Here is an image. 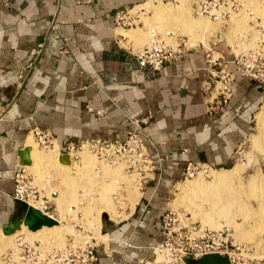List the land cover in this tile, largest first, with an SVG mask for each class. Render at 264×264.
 Instances as JSON below:
<instances>
[{
    "label": "crops",
    "instance_id": "obj_1",
    "mask_svg": "<svg viewBox=\"0 0 264 264\" xmlns=\"http://www.w3.org/2000/svg\"><path fill=\"white\" fill-rule=\"evenodd\" d=\"M137 1L0 0V231L23 212V203L11 196L12 171L25 164L34 125L51 133L50 148L58 152L67 141L122 140L132 118L149 114L141 137L151 169L124 217L104 227L92 264H138L150 257L161 239L168 192L186 180L178 181L185 160L229 167L254 135L264 80L228 63L234 71L231 93L208 111L205 86L220 64L209 65L206 48L199 46L178 48L158 70L138 66L133 49L147 38H133L136 28L119 31L113 25L115 10ZM212 44L211 53L230 61L225 38Z\"/></svg>",
    "mask_w": 264,
    "mask_h": 264
},
{
    "label": "rangeland",
    "instance_id": "obj_2",
    "mask_svg": "<svg viewBox=\"0 0 264 264\" xmlns=\"http://www.w3.org/2000/svg\"><path fill=\"white\" fill-rule=\"evenodd\" d=\"M159 1L160 3H156V1L149 0L143 4L148 12L143 14L139 12L141 23L136 22L127 25L124 27L125 30L139 29L140 38H147V29L153 25L166 39L167 31H173L174 38L178 35L183 36L186 45L179 47H201L203 45L207 48L213 45V41L223 37L228 44L235 46V48H237L236 45L238 46L235 51L239 49L240 43L235 39L237 32L248 28L245 13L232 14L225 21H214L194 15L184 0H181L180 4L165 0ZM251 3L255 4L256 13L264 19V2L252 0ZM154 5L169 6L172 8V12L158 15L153 9ZM139 7L136 6L132 12ZM173 11L177 14H172ZM182 16L190 23V27L184 26ZM191 25H194L193 29ZM118 29L119 31L124 30ZM251 44L252 40L248 42L247 46ZM212 54L214 56L217 52ZM260 111L256 113L254 135L260 133L256 126ZM261 130L263 133L257 144L253 143L252 136L239 148L238 160L234 164H240L241 170L240 173L233 176L230 182L224 185H216L213 175L216 171L231 170L234 164L225 168L211 165L213 168L208 171L207 175L198 171L199 168L197 167L198 169H195L197 172L191 177L186 180L183 178L178 180L179 182L185 181L178 186L177 190L175 189L177 182H175L168 192V207L210 228H229L230 233L235 239L237 238V241L241 240L253 245V253L256 255H261L264 252V230L263 227L255 225L264 222V125ZM30 139L36 153L47 155L51 152V148L45 149L37 146L32 136ZM77 154L78 159H69V162L61 161L58 152L53 159L54 163H49L43 159L36 161L33 157L29 158L31 163L24 166L32 174L34 181L43 186L46 195L50 198L48 212L56 216L54 218H56L57 223L54 224L57 227L54 231L42 229L36 234H31L29 228H25L26 225L23 223L18 230L13 232L1 230L0 252L12 244L14 236L20 232L29 239L41 238L55 246L63 245L67 241L68 235L66 236V233H72L73 228L76 231L77 227L73 225V222L80 224L84 231L86 228H90L96 243H98L106 237V235L102 237V233L108 221L124 217L128 210L126 207L132 204L135 199L142 178H146L148 175L146 166L139 170L140 174L132 170L131 167L126 170L124 168L127 165L125 160L119 159L108 162L97 157L85 145L79 148ZM88 161L91 163H87ZM256 173L260 174L262 180L258 184H250V176ZM196 183H199V186ZM186 184L194 185V188L183 191ZM51 191L54 193L50 194ZM78 201H82L79 204V214L68 212V204L75 203L78 205ZM72 219H76V221H72ZM247 234L251 236L245 237Z\"/></svg>",
    "mask_w": 264,
    "mask_h": 264
},
{
    "label": "built area",
    "instance_id": "obj_3",
    "mask_svg": "<svg viewBox=\"0 0 264 264\" xmlns=\"http://www.w3.org/2000/svg\"><path fill=\"white\" fill-rule=\"evenodd\" d=\"M73 1L87 3L90 0ZM165 1L179 3V0ZM184 2L190 6L193 14L212 20H225L231 14L241 12L247 16V30L237 32L235 39L240 43L239 49L234 51L228 44L232 50L230 61L221 59L222 56L219 54L213 56L209 47L205 49L209 65L220 64L218 69L211 70L213 83L205 86L208 91L206 108L208 111L213 112L229 97L234 71L253 80H264V21L256 13L255 4H252L251 0H184ZM131 6L115 10L113 14V25L115 27L121 26L124 28L136 22L141 23L139 12L143 14L147 13L148 10L140 6L138 10L130 12ZM147 30L146 41L134 48L133 53L138 66L158 70L166 60L174 56L180 45L184 46L183 36L178 35L177 42L173 44L166 40L156 30L155 26L150 25ZM166 34L170 35L171 32L167 31ZM250 40H252V44L247 46ZM228 63H233L234 71L229 69ZM22 76L23 73L18 74L19 78H22ZM3 112L4 108L2 107L0 109V120L3 117ZM148 117L149 114H145L132 118L130 120L131 127L122 140L97 139L78 143L67 141L58 150V153H65L69 159L77 160V151L85 145L97 157L108 162L119 159L125 160L127 165L124 168L126 170L131 167L132 170L140 174L139 170L146 166L148 172L152 166V159L141 137L142 125ZM30 132L37 146L41 148L52 146L53 136L48 130L34 125ZM210 167L211 165L203 161L186 159L181 178L191 177L197 172V170L195 171L196 168L202 174L207 175V170ZM145 179L142 178V181ZM12 180L11 196L14 199L31 205L35 203L37 205L35 207L42 212L51 217H56L48 212L50 199L44 193L43 186L34 181L32 174L24 165H17L13 169ZM53 193L54 191H51L50 194ZM81 203L82 201H78V205L75 203L68 204V212L79 214V204ZM74 220L76 221V219H72V221ZM73 225L77 227L76 231L73 228L72 233H66V236L68 235L67 241L60 246L48 243L45 239H29L24 233H17L12 244L0 252V264H92L96 258L94 252L97 244L96 239L90 228H86L85 233L80 224L73 222ZM160 227L161 239L152 246V255L150 257H140L138 264H191L185 259L194 260L211 252L225 255L229 264H264V252L261 255L254 254L253 245L241 240H234L229 228L201 226L199 222L190 219L185 214L177 213L171 207H167L161 214Z\"/></svg>",
    "mask_w": 264,
    "mask_h": 264
},
{
    "label": "bare ground",
    "instance_id": "obj_4",
    "mask_svg": "<svg viewBox=\"0 0 264 264\" xmlns=\"http://www.w3.org/2000/svg\"><path fill=\"white\" fill-rule=\"evenodd\" d=\"M147 1H149V0H145L143 3H141L140 5H138V6H143V4H146V2ZM151 1V0H150ZM252 1V0H251ZM260 2H264V0H260ZM156 3H160V1L159 0H157L156 1ZM161 3H163V2H161ZM167 3V2H166ZM181 3V0H179V3H177V4H180ZM144 7V6H143ZM145 8V7H144ZM135 9V7H132V8H130L129 9V11L130 12H132L133 10ZM145 9H147V8H145ZM153 9H154V11L158 14V15H160V14H169V13H171L172 12V8H170L169 6H163V7H161V6H153ZM138 10V9H137ZM174 12V11H173ZM176 12H178V10H176ZM176 12H174V13H172V14H177ZM180 13V12H179ZM195 15V14H194ZM232 15V14H231ZM230 15V16H231ZM139 16H140V13H139ZM196 16H199V17H203V18H206V17H204V16H200V15H196ZM229 16V17H230ZM228 17V18H229ZM141 18V17H140ZM227 18V19H228ZM206 19H208V18H206ZM208 20H212V19H208ZM226 20V19H225ZM225 20H221V21H225ZM214 21H218V20H214ZM182 22L183 23H185V27L186 26H188V27H190V23L189 22H187V20L186 19H184V17L182 16ZM192 26V29H193V26L194 25H191ZM118 28H122V29H125V28H123V27H119V26H117ZM196 27V26H195ZM127 28V27H126ZM139 31V29L137 30H134V32H133V35H132V37L133 38H138V37H140V33L138 32ZM192 31V30H191ZM171 32V34L170 35H167V39L166 40H168V41H170V42H172L173 44H175L176 42H177V36L174 38L173 37V35H174V33H173V31H170ZM189 32V31H188ZM163 36V35H162ZM183 40H184V44L186 45V41H185V39H184V37H183ZM236 47L238 48V46L236 45ZM232 48V47H231ZM263 125H264V106H263V108H261V111H260V114L258 115V118H257V128L260 130V133H259V135H253V137H252V141H253V143L254 144H257L258 142H259V139L261 138V135H262V133L263 132H261L262 130V127H263ZM261 128V129H260ZM258 131V130H257ZM53 144H54V141H53ZM53 144H52V146H53ZM51 146H49L48 148H50ZM48 148H45V149H48ZM26 153H27V156H28V162L27 163H25L24 165H28V164H30V157H33L34 159H36V161H38V160H41V159H43V160H46V161H48L49 163H54L53 161V159H54V157H56V152H57V150L55 149V148H53L52 150H51V152L49 153V154H47V155H41V154H38V153H36L35 152V150H34V147H33V145H32V140L29 138L28 139V141L26 142ZM78 152V151H77ZM21 153H22V151H21ZM21 155V154H20ZM78 155V154H77ZM22 156V155H21ZM73 160V159H72ZM70 160H68V162H69ZM67 162V163H68ZM87 163H91V161H88ZM62 167V166H61ZM211 168L212 167H210V168H208V170H207V174H208V171H210L211 170ZM28 170V169H27ZM227 170V169H226ZM240 170H241V167H240V164H236L233 168H231V170H229V171H222V172H220V171H216V172H214V177H213V180H214V184H227L228 182H230V180H232V178H233V176H235V174H238V173H240ZM108 171V170H107ZM113 173V172H112ZM115 173V172H114ZM188 178V177H187ZM187 178H184V179H187ZM262 179L260 178V174H258V173H256V174H253V175H251L250 176V184H258V183H260V181H261ZM197 184V183H196ZM195 184V185H196ZM194 185H191V184H186V186L184 187V189H183V191L185 190V189H188V188H192ZM197 186H199V183L197 184ZM194 188V187H193ZM182 192V191H181ZM44 193H45V190H44ZM46 194V193H45ZM48 197V196H47ZM49 198V197H48ZM50 199V198H49ZM32 205H34V206H37L35 203H32ZM263 206H264V204H263ZM98 214V213H97ZM249 216V215H248ZM54 218V217H53ZM54 223H57V220H56V218H55V221H53V222H51V223H49V224H41V225H39V226H37V227H35V228H29L28 230H29V232L31 233V234H36L38 231H40V230H49V231H54V229L57 227V225L56 224H54ZM257 223V222H256ZM201 226H204L202 223H199ZM25 225V224H24ZM257 227H263V230H264V222H260V223H258V224H255ZM206 226V225H205ZM213 227H215L214 225H212ZM219 227V226H218ZM25 228H27V225L25 226ZM13 231H15V230H12V231H10V232H13ZM56 231V230H55ZM236 231V230H235ZM250 232V231H249ZM254 232V231H253ZM247 233V232H246ZM252 233V232H251ZM250 233V234H251ZM255 233V232H254ZM231 235H232V237H233V239L234 240H236L235 239V237L233 236V234L231 233ZM235 235H236V233H235ZM237 236V235H236ZM250 237L251 235H249V234H247V235H245V237ZM257 246V245H256ZM255 246V247H256ZM257 248V247H256ZM258 250H260V249H258ZM260 254V253H259Z\"/></svg>",
    "mask_w": 264,
    "mask_h": 264
},
{
    "label": "water",
    "instance_id": "obj_5",
    "mask_svg": "<svg viewBox=\"0 0 264 264\" xmlns=\"http://www.w3.org/2000/svg\"><path fill=\"white\" fill-rule=\"evenodd\" d=\"M26 149L24 148V151ZM25 154V152H24ZM25 157V156H24ZM59 159L61 161H68L69 158L65 153L59 154ZM28 162V156L26 153V159H23V163ZM18 200V199H16ZM21 201V200H18ZM24 205L23 212L14 220H9L1 226V230L3 232H9L16 229L20 223L27 225L29 228H35L41 224H49L55 221V218L47 215L42 212L39 208L28 204L24 201H21ZM187 262H191V264H229L228 259L225 255L218 253H206L202 256L191 260L189 258L185 259Z\"/></svg>",
    "mask_w": 264,
    "mask_h": 264
}]
</instances>
